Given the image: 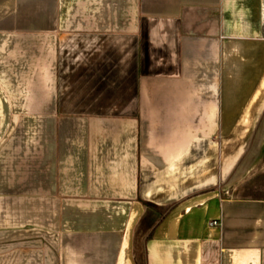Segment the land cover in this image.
<instances>
[{
  "label": "crops",
  "instance_id": "0c3cea01",
  "mask_svg": "<svg viewBox=\"0 0 264 264\" xmlns=\"http://www.w3.org/2000/svg\"><path fill=\"white\" fill-rule=\"evenodd\" d=\"M0 264H264V0H0Z\"/></svg>",
  "mask_w": 264,
  "mask_h": 264
}]
</instances>
